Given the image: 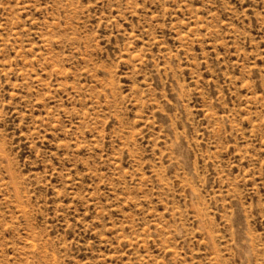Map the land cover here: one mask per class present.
<instances>
[{"label":"rangeland","instance_id":"rangeland-1","mask_svg":"<svg viewBox=\"0 0 264 264\" xmlns=\"http://www.w3.org/2000/svg\"><path fill=\"white\" fill-rule=\"evenodd\" d=\"M0 264H264V0H0Z\"/></svg>","mask_w":264,"mask_h":264}]
</instances>
